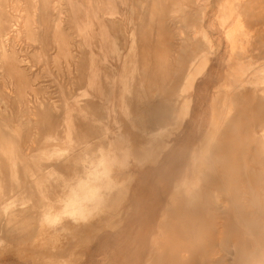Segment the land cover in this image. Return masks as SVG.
I'll return each instance as SVG.
<instances>
[{"label":"rangeland","instance_id":"obj_1","mask_svg":"<svg viewBox=\"0 0 264 264\" xmlns=\"http://www.w3.org/2000/svg\"><path fill=\"white\" fill-rule=\"evenodd\" d=\"M221 4L0 0V264L23 261V211L56 207L63 219L99 224L110 213L117 222L126 197L142 191L157 211L171 205L173 219L158 221L151 251L132 264H201L203 256L207 264H264V0L234 5L230 43ZM204 32L214 53L175 131L198 53L208 52ZM237 58L262 70L231 101L205 151L214 87Z\"/></svg>","mask_w":264,"mask_h":264},{"label":"crops","instance_id":"obj_2","mask_svg":"<svg viewBox=\"0 0 264 264\" xmlns=\"http://www.w3.org/2000/svg\"><path fill=\"white\" fill-rule=\"evenodd\" d=\"M221 2L222 8L226 9H223L224 19H222V22L225 23L224 25L227 27L226 38L230 39L228 27L237 18L236 15L234 16L231 12L235 8L234 5L242 3L243 0H221ZM205 37L207 39L208 52L204 51L198 53L197 58L200 61L197 64L198 71L195 72L196 75L194 73L192 86L185 94V113L183 118L178 122L179 128L177 127L178 129L175 131L181 129L185 119L190 115L193 105L191 94L194 91L195 81L204 74L209 65L210 56L214 53V45L206 33ZM228 41L230 43V40ZM260 70H262L261 67L252 66V63H246L240 60V58H237V60L232 63H230V59H228L224 68V79L222 83L215 86L217 88L214 87L210 109V127L206 135L200 141V148L202 147L205 151L210 150L209 146L211 142L214 141L222 123L225 122V119L229 115L231 101L237 100L239 96L243 94L242 91L245 88V82L249 81L251 78L255 80L254 76ZM205 81H211V74L205 78ZM223 89L226 93L222 92ZM262 89L264 91V88ZM255 90L257 91L258 89L255 88L253 91L255 92ZM254 96V98H257V95L254 94ZM200 106L201 105H197L196 108H194L192 121H194L196 116L201 112L202 109ZM219 109L221 110L219 115H217L216 113ZM151 120L152 119H150V121ZM190 126H192V122ZM151 130L148 132H151ZM162 146L163 148H161L160 152L157 151L155 155L153 154L154 158H152V160L155 161L161 155L162 151L170 146V143L167 141ZM177 182L174 184V190L181 184L186 185L188 180L185 178ZM176 184L178 186H176ZM217 186L222 187V184L220 183ZM136 187L135 185V188ZM141 193L142 195L132 194L126 197L127 201L125 200L121 207L122 213L120 211L117 213L118 215H116L118 217L117 222L115 220L112 222L109 221L110 216H112L110 213L104 215L99 224V222L95 220L79 221L77 218L63 219L58 212L59 209L56 207H53L47 213H42L39 209L38 211H23L20 243L23 247L24 256L20 264H121V260H123L125 264H132L130 260L136 253H145L148 249L147 247H152L151 245L156 242L155 238L151 237L159 234L158 231L160 228L158 227V221H161L164 215L167 220L168 214H170V217L173 219V207L171 205L168 207L166 204L165 208L157 211V207H154V203L147 198V194L145 195L144 191ZM106 200L105 203H109L108 197ZM45 215L46 218H48V222H45L46 219H43ZM115 224L118 226H114ZM166 224V231L162 234L166 237L172 236V220ZM168 244L171 245L166 251L171 252L172 255L173 245L170 242L168 243V238H166V245L168 246ZM149 250L151 251V248ZM4 259L14 260L17 258L13 256Z\"/></svg>","mask_w":264,"mask_h":264},{"label":"bare ground","instance_id":"obj_3","mask_svg":"<svg viewBox=\"0 0 264 264\" xmlns=\"http://www.w3.org/2000/svg\"><path fill=\"white\" fill-rule=\"evenodd\" d=\"M224 3H225V2H224ZM220 7H221V6H220ZM222 9H224V8H222ZM224 10H226V9H224ZM224 10H223V11H224ZM223 11H222V12H223ZM192 13H193V12H192ZM228 19H229V18H228ZM196 24H197V23H196ZM196 24H195V25H196ZM204 37H205V36H204ZM227 40H230V39H227ZM211 44H212V43H211ZM173 60H174V59H173ZM188 61H189V60H188ZM188 61H187V62H188ZM181 62H182V61H181ZM187 62H186V63H187ZM191 63H192V62H191ZM191 63H189L188 65H190ZM193 63H194V61H193ZM186 65H187V64H186ZM188 65H187V67H188ZM196 65H197V64H196ZM201 65H204V64H201ZM197 66H198V65H197ZM177 67H178V66H177ZM174 68H176V67H174ZM179 68H180V67H179ZM182 68H183V70H184V67H183V66H182ZM176 69H177V68H176ZM188 69H190V68H188ZM188 69H187V70H188ZM194 69H195V68H194ZM191 71H192V70H191ZM191 71H190V72H191ZM196 71H198V70H196ZM188 72H189V71H188ZM190 72H189V73H190ZM194 72H195V71H194ZM177 73H180V71L177 72ZM181 73H182V72H181ZM189 73H188V74H189ZM182 74H183V73H182ZM188 74H187V71H186V73H185L184 75H188ZM190 74H191V73H190ZM193 74H194V73L192 72V75H191V76H193ZM195 75H196V73H195ZM176 76H177V75L175 74V77H176ZM177 77H178V76H177ZM186 77H187V76H186ZM155 79H156V78H155ZM157 79H158V78H157ZM169 79H171V78H169ZM175 79H177V78H175ZM180 80H181V79H180ZM182 80H183V79H182ZM189 80L191 81L192 79L189 78ZM189 80H188V84H189V85L186 84V87L188 86V88H187L188 90H189V88H190V85L193 83V82H192V83L190 82V83H191V84H190V83H189ZM167 81H168V80H167ZM173 81H175V80H173ZM192 81H193V80H192ZM181 83H182V81H181ZM181 83H180V84H181ZM221 83H222V82H221ZM220 85H221V84H220ZM191 86H192V85H191ZM175 87H176V86H175ZM178 87H180V86H178ZM178 87H177V88H178ZM180 88H181V87H180ZM180 88H178V90H179ZM215 88H217V87H215ZM187 89H186V90H187ZM156 90H157V89H156ZM183 90H184V89H183ZM157 91H158V90H157ZM175 92H176V91H175ZM177 93L179 94L178 91H177ZM165 94H166V93H165ZM174 94H176V93H174ZM162 95H163V94H162ZM179 97H180V96H179ZM173 98H174V97H173ZM176 99H177V98H176ZM178 99H179V98H178ZM169 100H170V99H169ZM179 100H180V99H179ZM179 100H178V101H179ZM217 100H218V99H217ZM170 101H171V100H170ZM181 102H182V101H181ZM183 108H185V105L183 106ZM182 112H183V111H182ZM184 113H185V112H184ZM224 114H225V113H224ZM180 115H181V114H180ZM181 118H183V117L181 116ZM244 118H245V117H244ZM182 120H183V119H182ZM176 123H178V121H177ZM180 125H181V124H180ZM256 126H257V125H256ZM177 127L179 128V124H178V125L176 124L175 130L178 129ZM240 127H241V126H240ZM151 131H152V130H151ZM160 150H161V149H160ZM234 150H235V149H234ZM208 151H209V150H208ZM158 154H159V153H158ZM261 161H262V160H261ZM234 169H235V167H234ZM238 169H239V168H237V170H238ZM234 171H235V170H233V173H235ZM251 171H252V169H251ZM253 171H254V170H253ZM255 171L257 172V170H255ZM259 171H262V169H261V170H258V172H259ZM258 172H257V173H258ZM237 173H238V172H237ZM254 173H255V172H254ZM254 173L251 172V174H250V179H252L251 181H254V178L257 179V177H258V176L255 177V176H254ZM255 174H256V173H255ZM259 174H261V173H259ZM235 175H236V174H235ZM262 175H264V173H263ZM260 176H261V175H260ZM260 176H259V178H260ZM235 177H237V176H235ZM248 178H249V177H248ZM186 179H187V178H186ZM263 179H264V178H263ZM187 180H188V179H187ZM258 180H260V179H258ZM255 181H257V180H255ZM262 182H263V181H262ZM262 182H261V183H262ZM177 183H178V182H177ZM261 183H260V185H261ZM180 184H181V183H180ZM176 186H178V185L176 184ZM252 186H254V185H252ZM263 188H264V187H263ZM263 188H262V189H263ZM262 194H263V193H262ZM263 196H264V195H263ZM260 197H262V196H260ZM244 198H245V197H244ZM238 203H239V202H238ZM221 205H222V204H221ZM223 206H224V203H223ZM254 211L256 212V210H254ZM262 220H263V219H262ZM219 221H220V220H219ZM217 222H218V221H217ZM262 223H264V221H262ZM220 224H222V221L220 222ZM191 225H192V224H191ZM191 225H190V226H191ZM215 226H216V225H215ZM217 226H218V225H217ZM217 226H216V227H217ZM220 227H221V226H220ZM259 227H260V226H259ZM218 231H219V228H218ZM221 232H222V228H220V231H219L218 234H220ZM198 234H199V233H198ZM255 234H256V233H255ZM261 237H262V236H261ZM263 238H264V236H263ZM227 241H228V240H227ZM227 241H226V242H227ZM224 242H225V241H224ZM152 243H153V241H152ZM230 243H231V242H230ZM259 244H260V243H259ZM262 244H263V242H262ZM262 244H260V246H261ZM233 245H234V244H233ZM142 246H143V245H142ZM226 246H227V245H226ZM229 246H230V245H229ZM242 246H243V245H242ZM143 247H144V246H143ZM216 247H217V245H216ZM219 247H220V246H219ZM255 247H256V246H255ZM255 247H254V248H255ZM141 248H142V247H141ZM259 248H260V247H259ZM262 248H263V247H262ZM70 249H71V248H70ZM144 249H145V248H144ZM149 249H150V248H149ZM224 249H226V248L224 247ZM228 249H229V248H228ZM255 249H256V248H255ZM180 250H181V249H180ZM207 250H208V249H207ZM226 250H227V249H226ZM256 250H257V249H256ZM258 250H259V249H258ZM260 250H261V248H260ZM214 251H215V250H214ZM231 251H232V249H231ZM234 251H235V250H234ZM146 252H147V251H146ZM215 252H216V251H215ZM223 252H224V250H223ZM142 253H143V252H142ZM182 253L185 254V251H183ZM225 253H226V251H225ZM253 253H254V252H253ZM256 253H257V252H255V254H256ZM262 253H263V252H262ZM215 254H217V253H215ZM260 254H261V253H260ZM208 255H209V254H208ZM226 255H227V254H226ZM231 255H232V254H231ZM244 255H245V253H244ZM244 255H243V256H244ZM263 255H264V253H263ZM180 256H182V258H184V257L186 256V254H185V255L182 254V255H180ZM219 256L221 257V255H219ZM224 256H225V255H224ZM248 256H249V254H248ZM253 256H254V259H256V258H255V255H253ZM208 257H209V256H208ZM244 257H245V256H244ZM186 258H187V257H186ZM260 258H261V257H260ZM219 259H220V258H219ZM223 260H224V259H223ZM231 260H232V259H231ZM249 260H250V259H249ZM258 260H259V258H258ZM258 260H257V261H258ZM215 261H216V260H215ZM219 261H220V260H219ZM243 261L245 262V260H243ZM257 261H256V262H257ZM260 261H262V260H260ZM144 262H145V261H144ZM210 262H211V261H207V260H206V257H205V256L202 257L201 264H207V263H210ZM230 262H232V261H230ZM234 262H235V261H234ZM220 263H221V262H220ZM220 263H219V264H220ZM228 263H229V261H228ZM253 263H254V261H253ZM260 263H261V262H260ZM226 264H227V261H226ZM230 264H231V263H230ZM245 264H246V263H245ZM247 264H248V260H247Z\"/></svg>","mask_w":264,"mask_h":264}]
</instances>
